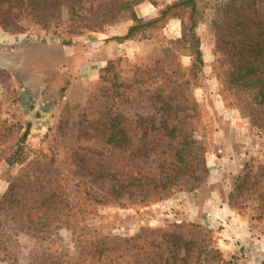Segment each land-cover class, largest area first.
Wrapping results in <instances>:
<instances>
[{"label": "rangeland", "instance_id": "1", "mask_svg": "<svg viewBox=\"0 0 264 264\" xmlns=\"http://www.w3.org/2000/svg\"><path fill=\"white\" fill-rule=\"evenodd\" d=\"M172 1L145 0L133 10L141 20H150ZM220 1L198 0L196 31L204 60L198 64L178 41V17L121 39L134 19L129 13L117 15L110 0H85L77 7L79 13L96 12V30L75 22L66 6L49 19L20 15L15 5L3 0L0 264H264V219L253 217L257 201L242 199L236 207L229 202L246 165L254 171L264 167V107L247 106L248 93L239 106V97L224 80L229 47L218 43L211 22ZM103 11L111 19H102ZM93 36L113 42V68L126 84L121 96H111V83L100 76L77 82L72 79L76 71L63 73L66 46L80 40L88 47ZM50 37L59 43L48 44ZM19 50L26 54H17ZM159 95L178 97L190 108L169 109ZM107 97L127 117L133 145L146 141L154 147L152 154L164 148V126L191 131L203 144L209 169L202 184L193 192L163 193L157 200L142 201L137 190L112 197L110 181L91 175L75 155L79 145L105 144L100 129L90 128L80 139L77 135L83 114L103 105ZM28 122L30 131L23 141ZM18 144L21 159L9 164L5 155ZM139 162L149 168L150 161ZM114 170L126 176L136 173L137 165L124 160ZM51 188L62 193L68 207L46 208L43 200Z\"/></svg>", "mask_w": 264, "mask_h": 264}, {"label": "trees", "instance_id": "2", "mask_svg": "<svg viewBox=\"0 0 264 264\" xmlns=\"http://www.w3.org/2000/svg\"><path fill=\"white\" fill-rule=\"evenodd\" d=\"M8 1L18 8L20 15L49 19L54 16L56 9L66 6L75 22L83 21V25H87L89 29H97L98 22L92 20L96 12H78L81 2L85 0ZM86 1L92 3L95 0ZM142 1L145 0H110L112 4L107 3L115 9L117 15L129 13L134 19L127 33L119 37L121 39L130 38L136 33L146 31L145 29L156 28L161 25L160 23L172 17H178L182 24L178 41L185 43L184 47L194 56L195 63L203 64L201 40L196 31L199 17L198 0H173L161 8L158 16L145 21L138 18L133 10L134 6ZM149 1L154 4L157 2V0ZM2 2L3 0H0V7ZM99 15L102 19L106 17V19H111V14H106L104 11ZM211 22L217 31L218 43L229 47V67L224 72V80L239 97L237 98L239 106L242 101H245L242 96L248 93L251 98L250 101H246L247 106H252L253 109L259 105L264 107V0L217 2ZM74 31L78 30L74 29ZM63 43L70 44L71 40L64 39ZM113 67L114 59L109 58L107 64L100 68L99 78L101 81L111 83L108 87L111 96L117 97L125 93L120 89L126 84L119 82L118 74ZM107 96H109L108 93ZM159 97L169 109L174 106L178 110L190 108L178 97L171 95H159ZM127 122V117L115 108L114 100L110 103L108 97L103 105L83 114V119L79 122L78 139L86 136L90 128L105 132L104 145L89 147L79 145L75 150V155L77 160L87 167L91 175L110 181L109 192L112 197L117 199L125 192L134 193L137 190L142 201L157 200L163 193L168 194L173 190L193 192L202 184L209 169L205 166L203 144L193 136L191 131L174 124L164 126L163 130L167 137L164 148L152 154L154 147L150 148L146 141L138 147L133 145ZM30 127L31 123L28 122L22 134L23 141ZM19 145L17 150L5 155L9 164L21 159L23 150ZM151 155L156 156L151 160ZM129 159L136 163V173L124 176L114 170L116 164ZM139 161H150L149 168L145 169ZM52 183L57 187H62L61 183ZM53 190L51 188L43 200L46 208L51 205H55L50 207L52 209L56 205H59V208L68 207L69 203L65 202L62 193H55ZM250 197L257 201V205H253L257 214L253 217L258 220L264 219V167L254 171L250 164L246 165L244 173L237 178L234 184V190L229 195V202L236 207L239 201L248 200ZM175 243H178V239ZM91 244L99 247L98 242H91ZM216 251L222 255L220 251Z\"/></svg>", "mask_w": 264, "mask_h": 264}, {"label": "crops", "instance_id": "3", "mask_svg": "<svg viewBox=\"0 0 264 264\" xmlns=\"http://www.w3.org/2000/svg\"><path fill=\"white\" fill-rule=\"evenodd\" d=\"M2 38H5V36H2ZM92 39L91 45L88 47H85L82 42H78L80 40H75L74 43L66 46L68 48V52H66L67 54L65 57L67 61V67L66 70H63V73L66 76H69L70 73H74L76 71V76L72 79L75 78L74 80L77 82L94 80L98 78L100 68L107 64V61L111 57L112 51L114 50L112 40L104 39L100 41L99 39H102L100 36H93ZM47 42L48 44H55L59 43V40L55 37H50L47 38ZM27 50L28 49L26 48L23 51ZM23 51L19 50L16 53H20L22 55ZM24 54H26V52H24ZM75 68L76 70H74ZM43 79L44 78H42L41 82L45 87H47L48 82L43 81ZM70 91L71 89L69 88L67 93H70Z\"/></svg>", "mask_w": 264, "mask_h": 264}, {"label": "built area", "instance_id": "4", "mask_svg": "<svg viewBox=\"0 0 264 264\" xmlns=\"http://www.w3.org/2000/svg\"><path fill=\"white\" fill-rule=\"evenodd\" d=\"M179 222H180V220H179Z\"/></svg>", "mask_w": 264, "mask_h": 264}]
</instances>
